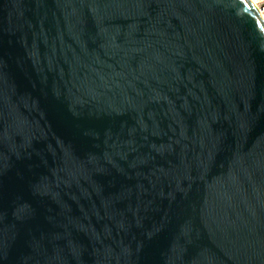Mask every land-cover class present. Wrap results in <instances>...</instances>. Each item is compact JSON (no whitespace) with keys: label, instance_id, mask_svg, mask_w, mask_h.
Returning <instances> with one entry per match:
<instances>
[{"label":"water","instance_id":"95a60500","mask_svg":"<svg viewBox=\"0 0 264 264\" xmlns=\"http://www.w3.org/2000/svg\"><path fill=\"white\" fill-rule=\"evenodd\" d=\"M0 264H264L251 0H0Z\"/></svg>","mask_w":264,"mask_h":264},{"label":"built area","instance_id":"2783aa9c","mask_svg":"<svg viewBox=\"0 0 264 264\" xmlns=\"http://www.w3.org/2000/svg\"><path fill=\"white\" fill-rule=\"evenodd\" d=\"M253 1H254V4H255L261 18L264 21V0H261L260 2H258L257 0H253Z\"/></svg>","mask_w":264,"mask_h":264},{"label":"bare ground","instance_id":"6f19581e","mask_svg":"<svg viewBox=\"0 0 264 264\" xmlns=\"http://www.w3.org/2000/svg\"><path fill=\"white\" fill-rule=\"evenodd\" d=\"M252 2H253V4H254V1L253 0H251ZM255 5V4H254Z\"/></svg>","mask_w":264,"mask_h":264},{"label":"rangeland","instance_id":"374dc122","mask_svg":"<svg viewBox=\"0 0 264 264\" xmlns=\"http://www.w3.org/2000/svg\"><path fill=\"white\" fill-rule=\"evenodd\" d=\"M258 2H260L261 0H257Z\"/></svg>","mask_w":264,"mask_h":264}]
</instances>
